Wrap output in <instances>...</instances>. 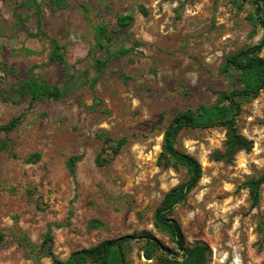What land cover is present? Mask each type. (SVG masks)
Returning <instances> with one entry per match:
<instances>
[{"label":"rangeland","instance_id":"374dc122","mask_svg":"<svg viewBox=\"0 0 264 264\" xmlns=\"http://www.w3.org/2000/svg\"><path fill=\"white\" fill-rule=\"evenodd\" d=\"M122 12L133 15L125 30L116 25ZM253 12L250 0H0V89L26 79L31 67L38 80L69 83L61 99L31 108L28 97L0 100V125L25 113L0 135V264H52L39 251L48 232L62 260L103 239L143 232L172 247L153 228V216L188 174L157 166L163 132L176 113L210 105L228 88L219 71L224 57L263 35ZM100 23L116 31L110 51L128 53L111 56L97 72L93 60L106 58L94 40ZM50 38L63 46V64L49 60ZM237 128L252 148L229 164L210 159L222 149V127L184 128L176 136L175 147L198 161L201 177L170 218L186 246L209 247L207 264H264V185L254 207L244 186L264 171V88L242 103ZM106 136L122 145L98 166ZM31 153L39 158L28 163ZM70 156L78 157L74 175ZM142 249V241L133 244L130 264H157Z\"/></svg>","mask_w":264,"mask_h":264},{"label":"trees","instance_id":"16d2710c","mask_svg":"<svg viewBox=\"0 0 264 264\" xmlns=\"http://www.w3.org/2000/svg\"><path fill=\"white\" fill-rule=\"evenodd\" d=\"M51 1L55 5L60 4V0ZM250 1L255 6V12L249 17L254 25L261 27L263 32L259 42L224 57L219 71L225 76L228 88L217 91L212 104H201L195 110L186 109L176 113L163 132L157 166L174 170L183 167L188 174L186 181L172 187L163 195L153 216V228L156 232L163 234L172 247L169 248L161 244L150 232H143L142 234L103 239L91 247L72 251L67 259L62 260L53 254L51 250L52 237L48 232L42 240L39 251L49 257L52 264H130L129 253L133 244L138 241L143 242L142 255L146 259L156 258L157 264H207L210 257L209 247L203 243L186 246L179 224L170 218L176 205L184 201L186 195L197 185L201 177V167L198 161L191 155L178 150L175 147V142L176 136L184 128L222 127L225 130L222 149L212 152L211 160L229 164L239 151L247 152L252 148V141L243 136L237 128V117L241 111L242 103L257 97L261 89L264 88V59L259 56V52L264 46V0ZM142 13H145V10ZM36 17L37 26H39V10H36ZM132 21L133 15L129 12L116 15V25L120 30H125ZM37 33L44 35V32L38 31ZM115 35L116 31L111 32L103 23L95 27V45L106 53V58L93 60V66L97 72H101L105 68L111 56L128 53V50L124 48H119L113 53L110 51L109 43ZM62 47L56 39L50 38V61H59L63 64ZM70 77L73 79L75 75ZM67 83L58 87L50 85L44 80H38L33 73V67H31L26 79L19 81L8 90L0 89V100L18 104L22 97H28V107L31 108L35 101L59 100L64 97L69 90ZM24 115L25 113L21 112L1 124L0 135L15 129ZM111 140L109 136L104 138V141L108 143V145L106 144L108 149L105 147L101 149L95 159L96 165L102 166L109 163L112 157L119 153L122 145L121 139L114 145L109 143ZM102 154L104 156L101 157ZM38 158L39 153H31L26 161L33 163ZM77 158V156H70L67 159L66 165L71 175H74V164ZM262 185H264V171L244 182L252 207L259 202ZM99 223L101 224V222ZM179 255L182 260L177 259Z\"/></svg>","mask_w":264,"mask_h":264},{"label":"water","instance_id":"95a60500","mask_svg":"<svg viewBox=\"0 0 264 264\" xmlns=\"http://www.w3.org/2000/svg\"><path fill=\"white\" fill-rule=\"evenodd\" d=\"M137 239H140V237H137Z\"/></svg>","mask_w":264,"mask_h":264}]
</instances>
